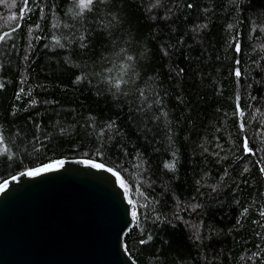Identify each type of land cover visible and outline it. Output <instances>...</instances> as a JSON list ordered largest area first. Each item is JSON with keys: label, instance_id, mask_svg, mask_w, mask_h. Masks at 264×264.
<instances>
[{"label": "trees", "instance_id": "obj_1", "mask_svg": "<svg viewBox=\"0 0 264 264\" xmlns=\"http://www.w3.org/2000/svg\"><path fill=\"white\" fill-rule=\"evenodd\" d=\"M39 2L57 5L56 20L45 7L40 29L21 0L0 2V35L9 33L0 42V130L9 148L0 183L55 159L91 157L120 171L132 210L149 205L124 236L137 264H264V0H108L103 39L86 54L75 43L44 47L68 31L51 24L70 22L71 0ZM127 55L141 88L151 78L166 118L149 121L134 88L113 95L91 75L102 63L118 75ZM235 59L241 78L231 74ZM244 138L254 155L241 150Z\"/></svg>", "mask_w": 264, "mask_h": 264}, {"label": "water", "instance_id": "obj_2", "mask_svg": "<svg viewBox=\"0 0 264 264\" xmlns=\"http://www.w3.org/2000/svg\"><path fill=\"white\" fill-rule=\"evenodd\" d=\"M77 160L8 179L0 192V264H137L124 246L134 223L128 194L111 173Z\"/></svg>", "mask_w": 264, "mask_h": 264}, {"label": "snow or ice", "instance_id": "obj_3", "mask_svg": "<svg viewBox=\"0 0 264 264\" xmlns=\"http://www.w3.org/2000/svg\"><path fill=\"white\" fill-rule=\"evenodd\" d=\"M2 2V0H0ZM159 3V0H157ZM108 0H71L70 6L67 7V11L65 12V16L69 18V23L61 24L58 20L55 23L51 24V28L59 29L64 28L68 31L62 32L60 35H56L55 33L51 34V45L45 44V48H60L64 49L66 47H70L74 43L78 45V49L82 53H87L92 47H94L95 42L98 39H103V28L106 27L104 24V20L100 15L101 6H107ZM11 7V5H9ZM20 7L22 12L28 13V16H31L34 12L38 16V21L35 24V27L40 29L41 23L39 21H44L46 16L44 15L45 7L48 8L52 12L53 20H56V13L55 9L57 5L55 3L45 4L44 7L40 6L39 0H21ZM192 4H188V8H192ZM19 19H25L26 17L20 16ZM98 24L100 25V30L94 28L92 25ZM17 27H21L18 25ZM229 27H232L229 25ZM42 30V29H41ZM15 31V29L13 30ZM9 33L5 32L0 35V42L7 44V37ZM39 39V37H37ZM235 41V38H233ZM15 43L13 42L12 47H15ZM232 50L236 54H242L243 48L239 42H234L232 45ZM124 49H121L123 52ZM25 59H28L27 55ZM102 61H106L107 63H111L107 57H102ZM121 59H123L121 57ZM134 57L132 55H127V59L124 63L118 65L119 74L116 76L111 75L114 68H117V65H113L111 68L107 67L106 64L101 65V70L96 71L95 68L93 69L91 75L93 77H100L101 82L105 84L108 91L113 92V95L120 94L127 96L129 95L128 91H125L127 88H134L135 92L138 94L140 99V105L138 107V111L143 113V115L149 121H157L163 117H167L168 113L164 111L162 106V98L160 97L159 93L155 92L151 86V78L149 77L148 80L144 81V87L141 88L137 81L140 79V75L135 70V66L133 64ZM241 61L239 59H235L233 61V67L231 68V74L236 78H241L243 76V72L239 65ZM183 72V69L180 70ZM85 79L84 75H76L74 82H82ZM0 87H3L0 84ZM114 90V91H113ZM151 91L152 95H147V92ZM35 103V101H33ZM236 111L242 116L243 111L241 109V105L239 103L236 104ZM155 109V112L152 110ZM151 113V114H150ZM156 113H159L157 115ZM15 115V113H13ZM114 123V122H113ZM243 128V125H240ZM63 131V130H61ZM5 135L3 130H0V146H3L2 151L0 154L8 155L9 148L5 144ZM241 150L247 154H255L254 148L249 145V141L247 138H244L241 142ZM87 155V154H86ZM97 155L102 159L103 152L100 149H97ZM173 157L175 159V153H173ZM66 163V160L63 158L55 159L52 162L42 163L39 166L28 168L26 171L21 172V176H30L36 177L41 175V173H48L52 171H57L62 168ZM76 163H81L87 165L93 169L103 170L108 173H111L119 183V187L124 190V193L127 194L129 191V186L125 183V180L122 178L120 171L114 170V167L107 165L104 162H96L94 158H84L78 159ZM164 167L170 170L174 169V163L169 162L165 163ZM260 172L264 174V167H261ZM13 180H16V176H12ZM8 187V180L5 179L3 183H0V192H4L5 189ZM216 189L213 188V191ZM147 199V198H145ZM128 204L130 206L136 205V202L132 199H128ZM148 208V203H144L142 205H137L133 207L131 211V216L133 219L139 221V208ZM191 211L195 212L198 208L201 207L199 204H192L188 206ZM156 219H161L160 216H156ZM176 219H181L179 215H176ZM187 223V222H185ZM199 238V237H197ZM152 240V236L148 235L147 240H141L140 243H147L148 241Z\"/></svg>", "mask_w": 264, "mask_h": 264}]
</instances>
